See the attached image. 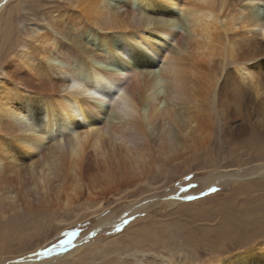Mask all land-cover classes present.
I'll use <instances>...</instances> for the list:
<instances>
[{
  "label": "bare ground",
  "instance_id": "obj_1",
  "mask_svg": "<svg viewBox=\"0 0 264 264\" xmlns=\"http://www.w3.org/2000/svg\"><path fill=\"white\" fill-rule=\"evenodd\" d=\"M24 2L34 22L1 68L0 218L95 215L165 188L215 164L213 133L238 160L264 157V0ZM135 250L139 264H264V242L201 263Z\"/></svg>",
  "mask_w": 264,
  "mask_h": 264
},
{
  "label": "rangeland",
  "instance_id": "obj_2",
  "mask_svg": "<svg viewBox=\"0 0 264 264\" xmlns=\"http://www.w3.org/2000/svg\"><path fill=\"white\" fill-rule=\"evenodd\" d=\"M0 1V55L4 57L0 78L12 86L1 68L9 61V53L18 52V43L25 38V28L34 17L29 9H23L24 0ZM17 3L19 11L14 10ZM47 6L40 13V21L45 14L52 15L51 4ZM10 10L14 13L9 25ZM258 134L262 133L252 129L239 140ZM228 138L225 133L212 134L208 149L218 155L214 165L209 166L213 162L206 157V165L182 169L183 176L165 188L120 197L95 215L84 210L47 219L46 214L29 216L19 211L0 218V264L40 252H45L46 264H139L131 256H140L136 247L144 251L143 261H158L169 255L172 259L183 257L187 263H201L212 257L224 259L264 242V157L238 160L228 148ZM225 162L229 163L223 167ZM205 180L210 181L209 187L204 186ZM106 217L109 220L100 221ZM68 232L75 235L66 237ZM56 243L61 247L48 252ZM65 244L67 247H62Z\"/></svg>",
  "mask_w": 264,
  "mask_h": 264
},
{
  "label": "snow or ice",
  "instance_id": "obj_3",
  "mask_svg": "<svg viewBox=\"0 0 264 264\" xmlns=\"http://www.w3.org/2000/svg\"><path fill=\"white\" fill-rule=\"evenodd\" d=\"M69 233H73V234L75 235L74 232H68V233H65V236L68 237ZM62 240H66V239L61 238V241H62ZM71 242H72V241H70V243H71ZM57 247H61V244H60V243H56V244L53 245V247L47 249V251H48V252H52V251H54L55 248H57ZM62 247H67V244L63 245ZM37 255L43 256V255H45V252L37 253Z\"/></svg>",
  "mask_w": 264,
  "mask_h": 264
}]
</instances>
